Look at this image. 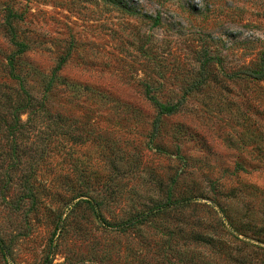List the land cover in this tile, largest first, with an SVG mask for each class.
<instances>
[{"label":"rangeland","instance_id":"obj_1","mask_svg":"<svg viewBox=\"0 0 264 264\" xmlns=\"http://www.w3.org/2000/svg\"><path fill=\"white\" fill-rule=\"evenodd\" d=\"M263 50L264 0H0V264H264Z\"/></svg>","mask_w":264,"mask_h":264},{"label":"trees","instance_id":"obj_2","mask_svg":"<svg viewBox=\"0 0 264 264\" xmlns=\"http://www.w3.org/2000/svg\"><path fill=\"white\" fill-rule=\"evenodd\" d=\"M15 45L18 47L17 49L18 53H22L24 51L25 46L22 43L16 42ZM62 62H64L63 59H61V61L55 67L53 72H56L60 69V66H61L60 64H62ZM11 71H12V66H11ZM239 74H243L247 77H250L256 80L264 79V50H263V56H262V59H261V62L258 68L242 69L241 71H239ZM51 83H52L51 81L47 83L46 90L50 89V87L52 86ZM23 94L24 96L22 97V99L20 98L21 100H19V96L16 95L15 99L17 100L18 98V101L17 102L15 101L14 105H11L8 102V108L13 109V112H14L12 120L9 121L7 119H4L3 116H5V114L3 115L0 113V130L2 131V134L5 135V138L8 140L9 148H10L8 151L5 152L4 156L7 157V160H8L7 166L15 168V169L18 168L19 165H21L20 157L22 156L21 153L23 152V148H21V143L24 142L28 138L23 135L24 132L22 131V124L18 121L17 116L20 114V112L25 111L28 107L30 108L33 105V100L30 96H28L27 92L23 91ZM150 100L152 101V103L155 105L157 109V116L154 120V127H153V130L156 132L158 125H159L160 118L164 115H171L175 113L178 109V104L165 105L155 98H150ZM17 141H19V143H17ZM25 154L26 152L23 153V156ZM22 187L24 190H26V195L30 196L32 198V201L34 202L35 197L32 194V191H31L32 185H31V182L28 180V177H25V179L22 181ZM88 202L91 208L95 210L96 215L99 217V221L106 222L103 219L100 211H97L98 204L92 200H88ZM183 202L185 201L178 200V201H175L173 203L171 202L168 204L176 205V204H181ZM168 204H164V205L156 204L152 208L146 211L135 213L131 218L119 224L118 228L125 229L128 226L130 227L137 226L144 222H147L149 218L162 213L167 208L166 205ZM105 225L109 226V223H105Z\"/></svg>","mask_w":264,"mask_h":264}]
</instances>
